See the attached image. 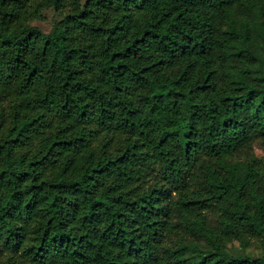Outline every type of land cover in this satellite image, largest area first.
I'll return each instance as SVG.
<instances>
[{
	"label": "trees",
	"instance_id": "16d2710c",
	"mask_svg": "<svg viewBox=\"0 0 264 264\" xmlns=\"http://www.w3.org/2000/svg\"><path fill=\"white\" fill-rule=\"evenodd\" d=\"M256 138L264 0H0V264H237Z\"/></svg>",
	"mask_w": 264,
	"mask_h": 264
},
{
	"label": "rangeland",
	"instance_id": "374dc122",
	"mask_svg": "<svg viewBox=\"0 0 264 264\" xmlns=\"http://www.w3.org/2000/svg\"><path fill=\"white\" fill-rule=\"evenodd\" d=\"M56 14L51 9L43 10L42 19L32 20V24L39 26L43 31H47ZM252 150L256 156H259L261 160L264 161V140L261 138H256L252 141ZM228 250L235 256L237 264H261L259 260V255H261L264 250H260L254 247L241 248L238 246L237 242L234 241L228 245ZM248 257V258H245Z\"/></svg>",
	"mask_w": 264,
	"mask_h": 264
}]
</instances>
